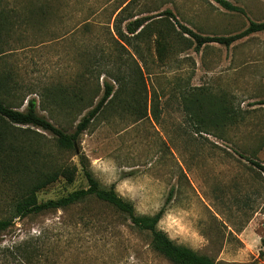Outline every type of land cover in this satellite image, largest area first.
Segmentation results:
<instances>
[{"label":"rangeland","instance_id":"obj_1","mask_svg":"<svg viewBox=\"0 0 264 264\" xmlns=\"http://www.w3.org/2000/svg\"><path fill=\"white\" fill-rule=\"evenodd\" d=\"M229 1L245 12L218 0H0V97L21 109L34 97L38 113L73 132L89 108L79 109L93 97L94 106L104 83H112L116 95L78 145L100 183L114 184L139 214L165 204L158 227L179 244L223 264H264V172L249 160L264 164V31L197 50L179 26L229 35L264 20V0ZM139 16L154 18L140 39L122 42L116 20L127 18L125 29ZM84 81L83 104L52 101L71 97ZM218 105L229 116L207 119ZM30 128L32 150L45 156L29 163L78 162L50 132ZM86 186L79 165L72 182L61 177L38 199ZM15 197L0 166V217L10 214ZM14 222L0 232V264H13L11 248L40 233L52 264H173L153 250L147 232H134L127 218L99 203Z\"/></svg>","mask_w":264,"mask_h":264},{"label":"trees","instance_id":"obj_2","mask_svg":"<svg viewBox=\"0 0 264 264\" xmlns=\"http://www.w3.org/2000/svg\"><path fill=\"white\" fill-rule=\"evenodd\" d=\"M219 4L227 10L244 13L245 10L232 3L229 0H218ZM121 8L118 15L123 11ZM164 14L173 15L170 9L164 11ZM153 16H139L134 20L128 21L123 29L121 23L127 18L117 19L114 25L115 34L118 38L127 43L130 37L140 39L144 32L149 28V23ZM183 33H188L192 37L195 48L198 50L211 42H217L230 46L235 41L246 37L252 33L264 31V20H250L248 26L242 31L229 35H202L197 33L184 24L179 22ZM115 79L121 80V77ZM86 85L84 81L78 86V91H73L71 97L65 93L61 97L52 95V101L56 104L66 105V107L83 104L85 101L82 87ZM104 91L97 103L93 106L94 97L88 103L82 106L79 111L88 109L78 121L73 132L55 125L47 117L37 111V100L29 97L26 100L24 109L15 106L11 102L5 101L0 97V166L4 176L10 178L15 183L16 197L13 200L10 214L0 217V232L11 228L16 218H23L29 215H40L53 210H70L71 208L85 204L87 202L99 203L117 214L119 217H125L130 221V228L134 232H147L150 236V245L157 253L167 258L173 264H223L215 261L206 254H202L191 247L175 242L163 229L158 227L166 205L164 204L157 212L153 214H139L136 212L132 201L122 197L116 190L115 185L104 186L95 177L89 167L87 155L79 149V138L81 134L89 127L91 122L101 113V111L111 102L116 95L114 85L108 81L104 83ZM6 90L0 85V91ZM99 90L96 91V94ZM23 103V102H22ZM206 118L211 121H218L227 118L228 108L225 105H218L209 108L206 112ZM138 114L147 115L146 110L142 112L139 108ZM203 120L205 119L202 117ZM31 126L50 132L61 151H71L77 155L78 162L54 161L47 168H37L32 163L35 160L45 156H38L35 150H32V139L26 132H31ZM24 153L27 159H24ZM29 153L33 157H29ZM39 153V150H38ZM38 156V157H35ZM262 172L264 164L256 159L249 158ZM32 161V163H29ZM46 163V160L43 161ZM80 165L84 177L87 180L86 187H80L58 198H50L45 201H39L38 192L59 178H65L68 182L74 180V175ZM172 196V193H170ZM170 198V197H169ZM90 220L96 219L92 214L88 216ZM264 245V236L261 238ZM46 244H50L40 233L38 236H28L23 242L14 245L10 254L13 264H52L54 261L51 256L44 254L47 250ZM254 264V263H250Z\"/></svg>","mask_w":264,"mask_h":264}]
</instances>
